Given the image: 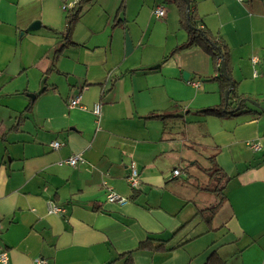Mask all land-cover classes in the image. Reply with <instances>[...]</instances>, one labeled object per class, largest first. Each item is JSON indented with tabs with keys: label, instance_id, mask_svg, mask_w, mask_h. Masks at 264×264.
<instances>
[{
	"label": "crops",
	"instance_id": "obj_1",
	"mask_svg": "<svg viewBox=\"0 0 264 264\" xmlns=\"http://www.w3.org/2000/svg\"><path fill=\"white\" fill-rule=\"evenodd\" d=\"M62 5L0 0V252L9 264H264V0L185 9L227 49L236 114L224 116L198 114L224 104L222 61L201 45L179 50L188 34L178 4L84 0L65 46ZM234 95L247 100L240 111ZM72 156L81 161L60 164ZM214 165L227 179L208 224L198 212L218 200L208 191ZM107 189L126 202H107Z\"/></svg>",
	"mask_w": 264,
	"mask_h": 264
},
{
	"label": "trees",
	"instance_id": "obj_2",
	"mask_svg": "<svg viewBox=\"0 0 264 264\" xmlns=\"http://www.w3.org/2000/svg\"><path fill=\"white\" fill-rule=\"evenodd\" d=\"M84 0H78L77 3L74 5V7L70 8L66 11V17H65V27L64 31L61 33L62 39H64V46L65 45H73V43L70 41V33L72 31V28L74 26V23L76 22L79 6L81 2ZM176 4L179 5L181 10L183 11V24L185 23L188 38L187 41L179 47L180 49H186L194 45H201L202 48L206 53H208L214 63L216 64L217 60H221L225 65V70L228 76V71L226 69V61H227V49L225 45H223L221 42L217 41L214 37L210 35V33L204 28L199 27L198 23L195 21V19L192 18L190 10L185 11L186 9V3L185 0H170ZM188 3V7L190 4V0H186ZM124 6L123 4L120 5L119 10H123ZM219 70V69H218ZM215 79L218 80V82L221 84V87L224 91V96L227 93V100L224 99V104L217 107L207 108L203 111L198 112V114L207 116V115H213V116H224V115H235L236 113L234 110L235 107L231 108V98L232 96L231 91L232 89V83L231 80H226L225 77L222 75H219ZM236 105L238 110H242L246 99H243L242 96H236ZM208 177H209V192L213 193L217 197V202L206 209L200 210L198 214L209 224L215 214V212L219 209L220 205L222 204V201L224 198L221 197L223 190H224V184L222 185L221 181L223 179H227L226 176L223 174L221 169L217 165H214L212 168H210L207 171ZM143 247V246H141ZM207 264H223L217 256L211 257Z\"/></svg>",
	"mask_w": 264,
	"mask_h": 264
},
{
	"label": "built area",
	"instance_id": "obj_3",
	"mask_svg": "<svg viewBox=\"0 0 264 264\" xmlns=\"http://www.w3.org/2000/svg\"><path fill=\"white\" fill-rule=\"evenodd\" d=\"M61 2H63V5L61 6L63 11H67L70 8H72L73 6L71 4H68L65 2V0H59ZM78 1V0H77ZM76 1V3H77ZM238 2H243L244 0H237ZM75 3V4H76ZM153 14L156 18H163L165 15V10L162 6H157L154 8L153 10ZM219 62V61H218ZM253 63H255L254 60H252ZM192 86H197L196 84L192 83ZM79 105V96L74 97L72 100H70L69 102V107H75ZM82 109H85L84 107H81ZM100 104H96L93 108H92V113L98 118L100 116ZM50 146L53 149H58L60 148L61 144L59 142H51ZM253 148H257L256 145L252 146ZM81 161L79 156H72L69 157L63 161L60 162V164H66L68 166H75L77 165L79 162ZM179 173L178 170H174L172 172L173 177L177 176ZM127 184L131 187V188H135L138 185V174H137V170L136 168H132L130 175L127 178ZM106 200L109 203H116V204H124L126 202V199L121 197L120 195H118L117 193H115L114 191H112L111 189H107L106 191ZM48 213L50 214H54V215H63L65 213V210L55 204H49L48 207ZM0 264H9V256L8 253L6 251H1L0 252ZM35 264H47V262L45 260H42L40 258H37L35 260Z\"/></svg>",
	"mask_w": 264,
	"mask_h": 264
},
{
	"label": "water",
	"instance_id": "obj_4",
	"mask_svg": "<svg viewBox=\"0 0 264 264\" xmlns=\"http://www.w3.org/2000/svg\"><path fill=\"white\" fill-rule=\"evenodd\" d=\"M185 3H186V6H187L186 9H188V3H187L186 0H185ZM38 26H39L38 23H34V24H32V25L30 26V28H29V31H33V30L37 29ZM220 73L225 77L226 80L229 81V77H227V75H226L225 65H224L223 62L221 63V66H220ZM184 78H185V77H184ZM68 81L71 82V78H68ZM225 96H226V97H225V100H226V102H227V93L225 94ZM249 103L252 104V105H254L255 107H259L258 104H256L255 102L249 101ZM237 110H238V108H237Z\"/></svg>",
	"mask_w": 264,
	"mask_h": 264
},
{
	"label": "rangeland",
	"instance_id": "obj_5",
	"mask_svg": "<svg viewBox=\"0 0 264 264\" xmlns=\"http://www.w3.org/2000/svg\"><path fill=\"white\" fill-rule=\"evenodd\" d=\"M117 1H119V0H117ZM158 1V0H157ZM141 2H142V0H138V5H140L141 4ZM163 8H168V6H169V3L168 2H163L162 3V5H161ZM136 7L138 8V6H135V9H136ZM154 16V15H153ZM160 22H163V19L162 18H160V19H156V18H154V17H152L151 18V24L153 25V26H156L157 24H159ZM158 26V25H157Z\"/></svg>",
	"mask_w": 264,
	"mask_h": 264
}]
</instances>
